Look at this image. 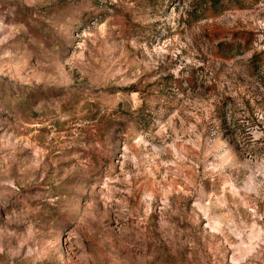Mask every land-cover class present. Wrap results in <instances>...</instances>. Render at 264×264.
Returning a JSON list of instances; mask_svg holds the SVG:
<instances>
[{
	"label": "rangeland",
	"instance_id": "rangeland-1",
	"mask_svg": "<svg viewBox=\"0 0 264 264\" xmlns=\"http://www.w3.org/2000/svg\"><path fill=\"white\" fill-rule=\"evenodd\" d=\"M191 1L0 0V264H264V0Z\"/></svg>",
	"mask_w": 264,
	"mask_h": 264
},
{
	"label": "trees",
	"instance_id": "trees-1",
	"mask_svg": "<svg viewBox=\"0 0 264 264\" xmlns=\"http://www.w3.org/2000/svg\"><path fill=\"white\" fill-rule=\"evenodd\" d=\"M258 0H192L188 10L189 22L199 20L215 19L221 16L228 9H245L252 6ZM228 37L229 40L227 39ZM216 44V53L220 58L231 59L243 50L250 48L254 41L255 34L252 31L239 30H218L210 36ZM252 67L257 71L264 66V52H257L250 58ZM264 75V70H263Z\"/></svg>",
	"mask_w": 264,
	"mask_h": 264
}]
</instances>
